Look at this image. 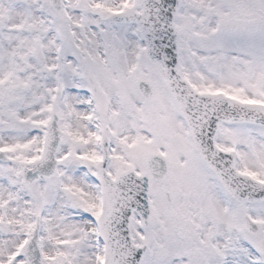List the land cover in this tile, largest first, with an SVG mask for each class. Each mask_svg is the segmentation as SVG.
Listing matches in <instances>:
<instances>
[{
	"label": "snow or ice",
	"instance_id": "snow-or-ice-1",
	"mask_svg": "<svg viewBox=\"0 0 264 264\" xmlns=\"http://www.w3.org/2000/svg\"><path fill=\"white\" fill-rule=\"evenodd\" d=\"M0 264H264V0H0Z\"/></svg>",
	"mask_w": 264,
	"mask_h": 264
}]
</instances>
